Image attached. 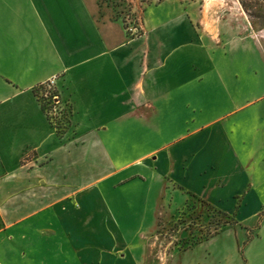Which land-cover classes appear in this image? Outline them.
Returning a JSON list of instances; mask_svg holds the SVG:
<instances>
[{
    "label": "crops",
    "instance_id": "0c3cea01",
    "mask_svg": "<svg viewBox=\"0 0 264 264\" xmlns=\"http://www.w3.org/2000/svg\"><path fill=\"white\" fill-rule=\"evenodd\" d=\"M203 6L146 5L131 38L100 24L93 0H0V264L27 256L32 264H97V255L83 256L84 244L128 249L101 190L111 179V189L159 185L153 220L140 233L146 244L170 185L187 195L185 204L199 199L228 214L257 195L242 165L264 157V29L232 13L239 25L221 21L212 37L205 15L213 8ZM53 77L70 107L61 136L33 93ZM115 128L181 133L118 167ZM127 169L135 171L119 178ZM233 177L241 192L225 196ZM237 193L244 197L236 201ZM229 230L181 255L195 258L187 264H264V235L240 252L235 237H222ZM114 255L100 259H128ZM129 256L149 264L145 253Z\"/></svg>",
    "mask_w": 264,
    "mask_h": 264
},
{
    "label": "rangeland",
    "instance_id": "374dc122",
    "mask_svg": "<svg viewBox=\"0 0 264 264\" xmlns=\"http://www.w3.org/2000/svg\"><path fill=\"white\" fill-rule=\"evenodd\" d=\"M161 1L163 0H93V7L95 17L100 24L119 26L124 33L132 38L140 33L139 19L146 5L157 4ZM204 1L199 0V3L201 9L204 8L203 5L205 4L206 13L213 8L210 15H205V23H208V25L206 23L207 26L205 25L206 31L212 37L217 34L221 21L228 22L229 25H239L235 20L236 15H229L232 13H244L242 19L244 21L248 19L251 28L255 31L264 29V0H214V6H208V0L206 3ZM180 133L163 132L161 135H156L148 131H136L134 129L122 131L120 128H115L111 134L116 139L112 149V154L119 159L116 161V165L118 167L123 166L143 153L170 141ZM144 138L146 139L145 142H143ZM242 166L244 173L256 186L257 195L253 196L251 200L250 198L246 200L247 203L244 204L239 213L232 212L226 218L213 208L197 203L193 199L185 204L188 199L187 195L178 189L173 192L170 185L167 189H163L160 211L158 212V227L148 244L145 243L148 239L141 238L140 233L146 232V227L153 220L152 204L158 197L159 185L150 183L143 187L140 186L138 180H134L126 185L111 189V185L116 180H109L101 185V190L109 201L111 214L124 235V240L128 242L126 245L128 249L122 244H97L93 249L84 244L83 256L95 254L101 258L105 255L108 259L112 252L115 254L114 256L126 254L128 259L123 264H131L132 262L129 261L130 253L137 260L145 253L150 258L149 264H177L180 261L187 264L195 258L182 256L181 253L192 249L200 240L212 236L215 232L218 234L228 228L231 230L225 231L222 237L231 240L235 237L237 248L243 252L249 240L255 236L261 238L264 235L263 230L257 232L260 225L263 224L264 226V157L259 156L252 165ZM211 168L218 170V165H212ZM135 170L127 169L119 178ZM227 173L235 175L231 168H227ZM237 181H239L237 177H233L227 188L223 189L225 196H227L226 192L229 194L233 189L234 192L237 190L241 192L239 185L241 181ZM186 188L184 191H187ZM235 195L239 197L236 201L244 197L238 193ZM232 214H236V217ZM27 258L28 256L20 263L30 264L31 261ZM100 258L97 264H110L108 260H101ZM250 264L253 263L250 262Z\"/></svg>",
    "mask_w": 264,
    "mask_h": 264
},
{
    "label": "built area",
    "instance_id": "2783aa9c",
    "mask_svg": "<svg viewBox=\"0 0 264 264\" xmlns=\"http://www.w3.org/2000/svg\"><path fill=\"white\" fill-rule=\"evenodd\" d=\"M59 77H53L47 82L41 84L44 87V97H51L53 103L51 105V109L48 114L44 113L50 123L49 116L56 118L57 120L61 121L65 126L68 124V118L70 115V107L69 105L65 104L61 99L59 92L57 90V81ZM37 100V97H36ZM39 103V101L37 100ZM40 105V104H39ZM41 107V105H40Z\"/></svg>",
    "mask_w": 264,
    "mask_h": 264
},
{
    "label": "trees",
    "instance_id": "16d2710c",
    "mask_svg": "<svg viewBox=\"0 0 264 264\" xmlns=\"http://www.w3.org/2000/svg\"><path fill=\"white\" fill-rule=\"evenodd\" d=\"M44 92H45L44 87H42L41 85L37 86L33 90L34 96L37 97V100L39 101V104L41 105V109L44 111V113L48 114V112L51 109V105H52L53 101H52L51 97H49V96L44 97L43 96ZM49 120H50L51 126L54 128V130L56 131L58 136H61L66 131L67 127L63 123H61V121L57 120L56 118H54L52 116H49ZM190 196L194 197V195H191V194H190ZM196 201H197V203H201L202 205H204L206 207H210L208 204H206L202 200L197 199ZM213 210H216V209L213 208ZM216 211L222 217H226V218L228 217V215L231 214V213L230 214L224 213V212H221L218 210H216ZM232 215L236 217V214H232ZM214 234H217V233L215 232Z\"/></svg>",
    "mask_w": 264,
    "mask_h": 264
},
{
    "label": "bare ground",
    "instance_id": "6f19581e",
    "mask_svg": "<svg viewBox=\"0 0 264 264\" xmlns=\"http://www.w3.org/2000/svg\"><path fill=\"white\" fill-rule=\"evenodd\" d=\"M209 2V4H208V6H214V0H208ZM208 13V12H207Z\"/></svg>",
    "mask_w": 264,
    "mask_h": 264
}]
</instances>
